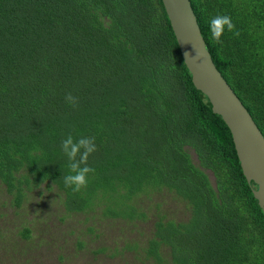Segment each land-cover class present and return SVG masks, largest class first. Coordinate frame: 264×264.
Wrapping results in <instances>:
<instances>
[{"label":"trees","instance_id":"obj_1","mask_svg":"<svg viewBox=\"0 0 264 264\" xmlns=\"http://www.w3.org/2000/svg\"><path fill=\"white\" fill-rule=\"evenodd\" d=\"M189 1L215 67L264 137V0ZM216 15L234 25L220 43ZM69 135L94 138L86 164L63 152ZM73 163L94 169L79 191L63 179ZM0 181L17 206L46 182L66 211L103 206L129 220L145 216L129 200L167 190L188 217H157L148 259L264 264L255 185L193 86L161 0H0Z\"/></svg>","mask_w":264,"mask_h":264},{"label":"rangeland","instance_id":"obj_2","mask_svg":"<svg viewBox=\"0 0 264 264\" xmlns=\"http://www.w3.org/2000/svg\"><path fill=\"white\" fill-rule=\"evenodd\" d=\"M63 200L45 182L26 191L17 206L0 181V264H155L145 247L157 217H188L183 202L167 190L129 200L145 215L136 220L105 215L103 206L69 212Z\"/></svg>","mask_w":264,"mask_h":264},{"label":"water","instance_id":"obj_3","mask_svg":"<svg viewBox=\"0 0 264 264\" xmlns=\"http://www.w3.org/2000/svg\"><path fill=\"white\" fill-rule=\"evenodd\" d=\"M192 84L232 136L242 174L254 184V198L264 215V137L240 99L215 67L189 0H161Z\"/></svg>","mask_w":264,"mask_h":264},{"label":"clouds","instance_id":"obj_4","mask_svg":"<svg viewBox=\"0 0 264 264\" xmlns=\"http://www.w3.org/2000/svg\"><path fill=\"white\" fill-rule=\"evenodd\" d=\"M233 27L231 17L227 15H216L209 20L211 37L217 43L221 42V36L225 28L230 31ZM73 99L70 95L66 97L68 101ZM61 147L69 159H74L79 154L81 164H86L89 155L96 151L94 138L83 137L74 143L71 135L62 141ZM81 149H84L82 153ZM93 171L94 169L88 166L80 167L78 164L73 163L71 165V173L63 177L64 183L66 187H71L73 191H79L82 186L86 185L88 174Z\"/></svg>","mask_w":264,"mask_h":264}]
</instances>
